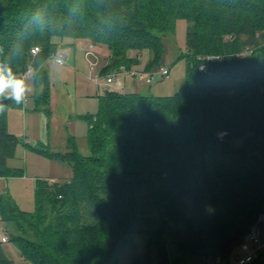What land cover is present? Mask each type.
Returning <instances> with one entry per match:
<instances>
[{
  "label": "trees",
  "instance_id": "trees-1",
  "mask_svg": "<svg viewBox=\"0 0 264 264\" xmlns=\"http://www.w3.org/2000/svg\"><path fill=\"white\" fill-rule=\"evenodd\" d=\"M178 20L188 62L178 92L106 91L97 113L80 117L88 156L74 141L65 154L33 149L66 163L69 180L37 182L33 212L0 195V220L26 262L119 264L143 235L147 251L132 264H151L152 252L157 264H228L264 213V0H0V61L19 77L34 68L47 111L44 64L64 40L105 48L100 76L131 71L145 51L154 71ZM207 56L218 58L200 71ZM21 143L0 112V178L24 175L8 167ZM0 264H15L1 242Z\"/></svg>",
  "mask_w": 264,
  "mask_h": 264
},
{
  "label": "rangeland",
  "instance_id": "rangeland-1",
  "mask_svg": "<svg viewBox=\"0 0 264 264\" xmlns=\"http://www.w3.org/2000/svg\"><path fill=\"white\" fill-rule=\"evenodd\" d=\"M186 31L187 22L185 20H178L175 33L167 35L163 38L166 53L164 55L163 64L161 66L169 69L170 73L168 77L162 78L159 74L156 73L159 70L160 66L154 71H150L148 69L145 70L147 62L150 59L147 51H145L141 59V64L138 67L133 68L132 70H137V72H143L145 74H151L155 72V74H153L151 83H147V79L150 78L149 75L137 76L135 77V79L133 77H126L124 79V82H126V88L119 90L126 93H137L154 97L172 96L176 92H178L185 85L188 69V62L186 58H179L183 53L186 52ZM69 43H80L81 45L87 44V46L89 44L87 40L74 41L66 39L63 41V43H61V45L63 46H60L58 48V51L56 52V54L61 52L64 55L65 64H57L54 61V55L44 64V69L48 73L50 82V90L48 92L49 102L47 104V116L51 120L50 132L52 136L54 134V129H57L58 125L60 126L61 117L64 120V123H62V125L64 126L63 128H66L65 134H70V131L67 132L68 128L70 130L69 123L75 121L73 127L74 133L76 135V137L74 136L75 145H77L78 152L82 156H88L90 154L87 143L88 123L84 119H79L78 117V119L75 120V116L78 115L79 112H83V116L87 114L94 115L97 113L99 102H93L94 100L92 99H96L95 95L98 93V82H96L95 79L100 77L99 66L96 65L93 67L92 65H90L88 59L90 61H96L97 59L101 65V59L104 58L103 56L106 55L107 52L105 48H101V50H94L92 46H88L86 47L88 49L87 53L91 54L88 55L87 59L85 55V49L83 50V48H81L79 45L67 48V46H69ZM246 52H248L247 49L244 51V54ZM130 55H134V53H130ZM114 72L115 71L107 75H111ZM107 75H105L103 79L106 78ZM113 87L119 88L117 85H113ZM78 94H81L84 98L91 99L90 102L86 100L88 101L86 104L82 103V100L78 96ZM29 98L30 97H28V100ZM9 108L11 110L15 109L12 101L10 102L9 107H7L6 109L8 110ZM21 123H23L22 119L20 120V124ZM57 151L60 152L62 150L58 149ZM20 158H22V156H20ZM28 164L30 165L26 170L25 163L21 162L19 158L11 160L10 166L23 167L27 172V178L24 180H19L18 177H14L16 179L9 182V189H6V191L1 192L0 194L8 192L9 196L12 198V200L20 210L24 212H33L36 206L34 194L35 184L40 181L50 182L49 176L52 174H55V176L58 175L57 177L60 179L59 176H62L63 173L60 171V167L52 166L51 168L50 165L47 164H43V167L39 170V166H37L38 163L36 164L33 158L29 159ZM56 165H60L59 162H57ZM67 180L69 179H60V182ZM1 222L0 236L5 233V224L3 225V223ZM6 237L8 238L7 234ZM5 246L8 251L10 248L13 249V253L11 252V255H9L8 257L14 260L16 264H31L29 262H26L21 257L17 247L14 244L8 243ZM14 247L17 250L14 249ZM146 251V237L143 235L137 236L133 239V242L130 245H127L124 248L122 254L119 257V264H132L135 258L144 255ZM151 258V264H157V258L154 252L151 253ZM188 264L193 263L189 262Z\"/></svg>",
  "mask_w": 264,
  "mask_h": 264
},
{
  "label": "crops",
  "instance_id": "crops-1",
  "mask_svg": "<svg viewBox=\"0 0 264 264\" xmlns=\"http://www.w3.org/2000/svg\"><path fill=\"white\" fill-rule=\"evenodd\" d=\"M77 45H79L81 48H83V50L85 49V55H86L87 59H88V55L91 53H87L88 49L86 47L92 46L94 50L95 49L101 50V48H103V47L95 46L92 44H88V46H87V44L81 45L80 43H72V44L69 43V46H67V48L72 47V46L75 47ZM66 49H64V50H66ZM106 52H107L106 55L103 56L104 58L101 59L102 60L101 65H100V62H98V60L96 58L95 59L97 62L94 60L90 61L88 59L90 65H92L93 67L96 65L99 66V72H100L101 68L104 67L105 65H107L109 62V59H108L109 53L107 50H106ZM29 76L30 77L26 76L24 78L26 80V82L30 85V88H31V91L28 94V97H30V98L27 102V105L26 106H18L13 102V106L15 107V109L11 110L9 108L8 110L7 109L5 110V114L7 117L8 132L10 134H13V135L17 136L18 138L22 139V143L16 148L15 156L8 161V167L10 169L22 170L24 175L22 177H18V179L24 180L27 178V172L25 171V169L27 170L29 168V165H30V164H28V161H29V159L33 158L34 161L36 162V164L38 163L37 166H39V170L43 167V164L50 165L51 168H52V166L53 167H55V166L60 167V171L63 173L62 174L63 177L59 176L60 179H65V178L70 179L72 177V171H71V168L66 163H64L62 161L52 160V159H49L47 157L41 156V155L37 154L33 149L38 144H41L44 146H50L52 151H54V152H58L57 151L58 149L62 150V151H60V153H63V154L70 152L72 142L74 141V138L76 137V135L74 133V129H73L75 121H72L71 123H69L70 130L68 128L67 132L70 131V134L69 133L65 134L66 128H63L64 126L62 125V123H64V120L61 117L60 118V126L58 125V128L54 129V134L52 136L51 132H50L51 120L47 116L48 112L46 110H44L43 108L38 109V107H37L38 103L36 102L35 97L37 96L38 92H41V89H38L36 87L34 74L29 75ZM101 77H102L101 78L102 81L101 80L96 81V79H95V81L98 82V85H97L98 86V93L95 95L96 99L95 98L92 99V100H94L93 102L98 103L99 97L104 95L105 92L108 90H112V91L116 90V91L122 92L119 89L126 88V82H124V81H123L122 87L114 88L113 86H109L105 83V80L103 79L104 76H101ZM135 84H136V82H135ZM136 89H137V86H136ZM122 93H126V92H122ZM78 96L81 98L82 103H84V104H86L88 101L90 102V100H91L88 98H84L81 94H78ZM86 100H88V101H86ZM29 102H30V104H29ZM9 105L10 104H8V107H9ZM82 113L83 112H79L78 115L75 116V120L78 118L81 119L80 117L83 116ZM21 119H22L23 123L20 124ZM65 125H66V123H65ZM20 156H22V158H20ZM15 158H19L21 162L25 163L26 168L24 169L23 167H18V166L17 167L16 166L11 167L10 162H11V160H15ZM57 162H59L60 165H56ZM57 176L58 175L55 176V174L50 175L49 176L50 182H52V183L60 182V179ZM14 179H16V178H14V177H12V178H0V193L3 191H6V189H9L8 188L9 182L11 180H14ZM35 189H36V184L34 187V194H35ZM3 194H5V193H3ZM0 195H2V194H0ZM1 223H3V222H1ZM3 225H4V223H3ZM6 234H7V232L5 229V233L0 236V242L4 248L5 255L8 257L9 255H11V252L13 253V249L10 248L9 251H8V249H6L5 245L10 243L9 241L5 242V243L2 242V238L4 236H6ZM7 236H8V234H7ZM8 238H9V236H8ZM262 238L264 239V225L262 226ZM14 249H16V248L14 247ZM10 260H12V259H10ZM12 261H14V260H12Z\"/></svg>",
  "mask_w": 264,
  "mask_h": 264
},
{
  "label": "built area",
  "instance_id": "built-area-1",
  "mask_svg": "<svg viewBox=\"0 0 264 264\" xmlns=\"http://www.w3.org/2000/svg\"><path fill=\"white\" fill-rule=\"evenodd\" d=\"M40 52L39 47H34L31 51L33 56H36ZM251 52V51H250ZM247 53V52H246ZM54 61L59 65L65 64L64 55L60 52L55 54ZM215 56H207L206 57V63H202L199 66L200 71H205L207 67V63L213 62L216 60ZM60 61H63L61 64ZM162 78L169 76V69L166 67H161L157 72ZM34 74V68H30L25 74L22 75V78H25L26 76L33 75ZM153 74H145L143 72H137L136 71H128L125 69H120L115 71L111 75H107L106 78H104L105 83L107 85H117L118 87L123 86V81L126 77H137V76H144L149 75L150 78L147 79V83H151ZM101 76L96 79V81L101 80ZM222 136V135H220ZM264 225V213L260 214L257 221L253 224L249 232L245 235L243 238L241 245L239 247L238 253L235 255L233 260L228 264H253V263H259L261 261H264V239L262 238V226ZM2 242H8V238L4 236L2 238ZM219 260H217V263Z\"/></svg>",
  "mask_w": 264,
  "mask_h": 264
},
{
  "label": "clouds",
  "instance_id": "clouds-1",
  "mask_svg": "<svg viewBox=\"0 0 264 264\" xmlns=\"http://www.w3.org/2000/svg\"><path fill=\"white\" fill-rule=\"evenodd\" d=\"M62 64L63 61H60ZM30 85L19 77L7 61H0V112L8 107L3 101H12L18 106H26ZM209 210L211 206H206Z\"/></svg>",
  "mask_w": 264,
  "mask_h": 264
},
{
  "label": "water",
  "instance_id": "water-1",
  "mask_svg": "<svg viewBox=\"0 0 264 264\" xmlns=\"http://www.w3.org/2000/svg\"><path fill=\"white\" fill-rule=\"evenodd\" d=\"M3 102L7 103V105H8V101H3Z\"/></svg>",
  "mask_w": 264,
  "mask_h": 264
}]
</instances>
